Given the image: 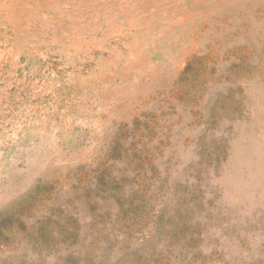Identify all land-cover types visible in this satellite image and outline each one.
<instances>
[{"label":"rangeland","instance_id":"374dc122","mask_svg":"<svg viewBox=\"0 0 264 264\" xmlns=\"http://www.w3.org/2000/svg\"><path fill=\"white\" fill-rule=\"evenodd\" d=\"M0 264H264V0H0Z\"/></svg>","mask_w":264,"mask_h":264}]
</instances>
